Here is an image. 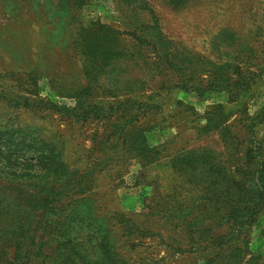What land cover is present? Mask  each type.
I'll list each match as a JSON object with an SVG mask.
<instances>
[{
  "label": "rangeland",
  "instance_id": "374dc122",
  "mask_svg": "<svg viewBox=\"0 0 264 264\" xmlns=\"http://www.w3.org/2000/svg\"><path fill=\"white\" fill-rule=\"evenodd\" d=\"M74 1L0 0V131L28 151L0 147V264L47 211L49 264H264V216L215 256L239 227L208 189L252 132L264 161L263 81L211 91L262 64L264 0Z\"/></svg>",
  "mask_w": 264,
  "mask_h": 264
},
{
  "label": "trees",
  "instance_id": "16d2710c",
  "mask_svg": "<svg viewBox=\"0 0 264 264\" xmlns=\"http://www.w3.org/2000/svg\"><path fill=\"white\" fill-rule=\"evenodd\" d=\"M64 5V7H67L69 5V1L71 0H60ZM76 1L73 2V6L75 5ZM72 4V3H71ZM262 44V43H261ZM258 51L259 49L256 48ZM261 54L264 55V44L261 45L260 48ZM166 55H172V53H167ZM91 57V56H90ZM185 62V61H184ZM169 64V62L167 61ZM170 66V64H169ZM223 66H227L223 65ZM176 69H178V66H176ZM238 70V69H237ZM93 71V70H91ZM183 71V70H182ZM239 72V71H238ZM236 72V73H238ZM216 79H218L217 82L214 84V88L211 91H217V92H223L225 91L228 93L229 98L233 101H240L241 96L248 92L250 89L251 84L256 83L257 79L258 81H263L264 83V58L262 61V64L258 66L257 70L249 75H242L241 73H238V77L235 79L232 77V74L229 72L222 71V73L219 72V74H216ZM196 95L198 97H202L207 91L201 90L199 88H196L194 90ZM97 110V109H95ZM85 114H81L80 116H83ZM209 116H214L213 114H208ZM210 121V120H209ZM264 124V110L258 112L255 114L252 118V122L248 124L249 130L254 131V127L256 125ZM209 127V126H207ZM228 129V127L224 126L223 128ZM251 146L247 149L244 160L241 164H239L237 168L238 172V178L234 179L232 178L226 171H224L222 168H219L218 170L223 174L221 179L218 177H215L212 174L210 176L209 186L208 189H214L212 196V202L213 206L215 207L216 211H220V209L223 207L226 211V214L228 215V220L225 222V224H228L230 220L234 222V226H238L239 230L237 234H233V236H227L222 235L216 239L217 242L221 241V245L217 246L215 248V256L219 257L223 251L229 250V248H232V244H228L232 242L233 240H236L240 245L241 249L246 244L247 241V231H244V227L246 225H249V227L255 223H257L261 217L264 216V161H263V154L261 152L260 144L256 140L255 132H252L251 139H250ZM20 145V144H19ZM18 144H16L17 147H19ZM23 145V147H25ZM0 147L1 149H4L2 153H6L9 156H12L14 153L21 151V152H27L28 151L25 148H22L23 150H16L14 148V143L11 142V139L8 138L5 134H3L0 131ZM25 153L24 156L27 154ZM30 154V153H29ZM35 157V155H33ZM38 158L39 152L37 155ZM224 186L223 190L219 189V186ZM227 199L223 204L224 206L218 204L216 201ZM235 203V205H234ZM218 204V205H217ZM46 207V206H45ZM48 210H50V213H55V210L58 208L57 206H50L46 207ZM213 207L210 205V207L207 208V212L211 211ZM181 217H184L185 214H191V212H187L186 210H181L178 213ZM40 218L43 220L40 222L38 226H35L33 229V233L35 234L33 240V249L30 250V245H27L24 241H19L18 246L16 247L13 257L11 260L7 261L6 264H49L48 263V252L43 247L39 248V245H42V240L44 239V233H51L54 230L56 231V227L53 224L57 219L49 218V213L47 211V214H40ZM186 217H184L183 220H180L183 225H185L184 230H188L189 224L191 222L186 221ZM38 232L39 236L36 237V233ZM21 233V232H20ZM239 233L242 235H239ZM18 240L22 239V235H18ZM50 239L52 238L53 241L58 242L57 238H53L50 236ZM45 237V238H46ZM39 241H35V240ZM46 244V243H45ZM239 249L236 248V245L231 249L232 253L239 252ZM207 248V247H206ZM192 249L187 248H180L178 249L179 253H185V252H191ZM236 252V253H237ZM215 259V258H214ZM242 259V258H241ZM75 260H73L74 262ZM236 263V262H235Z\"/></svg>",
  "mask_w": 264,
  "mask_h": 264
}]
</instances>
